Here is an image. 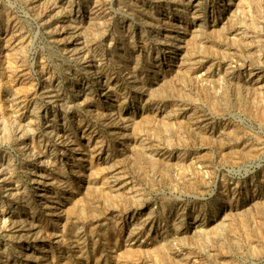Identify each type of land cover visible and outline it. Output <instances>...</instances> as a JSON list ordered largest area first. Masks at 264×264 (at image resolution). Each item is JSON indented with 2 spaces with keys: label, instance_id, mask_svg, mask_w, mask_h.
Here are the masks:
<instances>
[{
  "label": "rangeland",
  "instance_id": "obj_1",
  "mask_svg": "<svg viewBox=\"0 0 264 264\" xmlns=\"http://www.w3.org/2000/svg\"><path fill=\"white\" fill-rule=\"evenodd\" d=\"M0 264H264V0H0Z\"/></svg>",
  "mask_w": 264,
  "mask_h": 264
},
{
  "label": "bare ground",
  "instance_id": "obj_2",
  "mask_svg": "<svg viewBox=\"0 0 264 264\" xmlns=\"http://www.w3.org/2000/svg\"><path fill=\"white\" fill-rule=\"evenodd\" d=\"M88 72L90 73V71L88 70Z\"/></svg>",
  "mask_w": 264,
  "mask_h": 264
}]
</instances>
